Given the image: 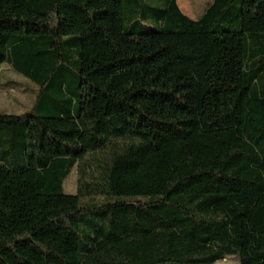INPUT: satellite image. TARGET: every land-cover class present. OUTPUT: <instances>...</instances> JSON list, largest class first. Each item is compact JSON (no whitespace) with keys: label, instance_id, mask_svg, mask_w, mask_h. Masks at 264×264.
Instances as JSON below:
<instances>
[{"label":"trees","instance_id":"trees-1","mask_svg":"<svg viewBox=\"0 0 264 264\" xmlns=\"http://www.w3.org/2000/svg\"><path fill=\"white\" fill-rule=\"evenodd\" d=\"M4 65L0 264H264V0H0Z\"/></svg>","mask_w":264,"mask_h":264},{"label":"rangeland","instance_id":"rangeland-1","mask_svg":"<svg viewBox=\"0 0 264 264\" xmlns=\"http://www.w3.org/2000/svg\"><path fill=\"white\" fill-rule=\"evenodd\" d=\"M211 0H177L180 10L191 19L198 18ZM0 80L11 82V86L0 91V113L20 114L29 109L35 97L36 87L22 76L13 72L6 65L0 69ZM67 193H75L77 186L76 168L71 172L63 183ZM236 257H227L214 264H238Z\"/></svg>","mask_w":264,"mask_h":264}]
</instances>
